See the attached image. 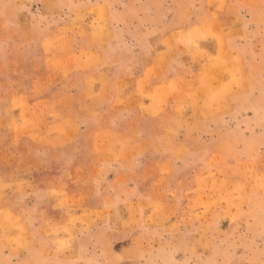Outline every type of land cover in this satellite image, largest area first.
Returning <instances> with one entry per match:
<instances>
[{"label": "rangeland", "instance_id": "obj_1", "mask_svg": "<svg viewBox=\"0 0 264 264\" xmlns=\"http://www.w3.org/2000/svg\"><path fill=\"white\" fill-rule=\"evenodd\" d=\"M0 264H264V0H0Z\"/></svg>", "mask_w": 264, "mask_h": 264}]
</instances>
